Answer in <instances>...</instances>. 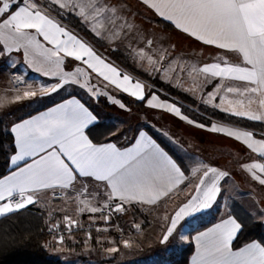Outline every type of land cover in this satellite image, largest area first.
<instances>
[{
  "label": "snow or ice",
  "instance_id": "snow-or-ice-1",
  "mask_svg": "<svg viewBox=\"0 0 264 264\" xmlns=\"http://www.w3.org/2000/svg\"><path fill=\"white\" fill-rule=\"evenodd\" d=\"M142 3L197 41L242 56V64H233L226 56H218L210 64L191 66L188 72L189 75L201 74L209 83L220 81L215 92L208 94L205 103L213 102L219 96L220 104L214 103V107L219 108L227 101L230 107H223L222 111L264 122V0H142ZM65 15L76 16L94 37L109 43L139 37L144 46L134 47L130 41V56L142 66L146 62L145 70L151 74L162 73L161 78H164L177 68L180 72L185 71L183 64L176 60H169L165 66L167 57L163 52L167 49L158 54L153 40L145 41L129 19L132 14L113 0H0V56L22 52L30 68L58 79L56 84L33 89L21 76H15V102L55 93L67 84L79 85L99 96L101 92L91 85L90 80L82 83L81 78L88 74L80 67L75 71L64 70L65 57L82 61L108 84L138 100L145 99L144 85L140 81L133 82L129 74L121 73L112 63L106 62L87 42L60 23L57 17ZM226 81L240 84H226ZM22 84L27 90L20 94L18 86ZM229 94L237 99H228ZM157 99L153 94L148 105L166 108L189 124L195 123L183 116L175 104L153 103ZM253 105H256L255 110ZM120 107L125 106L120 104ZM96 122L97 116L75 98L39 115L14 122L10 127L14 149L10 164L15 168L11 174L0 178V217L35 204L45 190L66 192L79 181H92L97 187L103 186L104 203L97 207L92 206L90 200L80 199L88 192L87 183H84L83 191L76 197L83 206L77 211L97 213L109 209V214L103 217L107 221L112 212L126 211L125 205L166 203L185 191L180 185L188 181L186 189L190 191L186 192L185 202L174 214L163 217L165 224L160 238L163 244L173 237L181 221L211 208L221 193L220 182L230 177L228 171L203 162L183 169V157L173 159L144 131H139L134 142L124 148L112 142L93 143L86 130ZM208 130L241 142L264 158V138L256 139L252 131L215 123ZM242 169L264 185V163L244 164ZM193 178H198V182L193 184ZM63 220L68 231L78 225V221L69 215ZM56 227L58 225H52L50 231ZM133 227L140 229L139 224ZM244 227V221L229 215L200 233L195 237L197 247L191 264H264V242L253 240L234 248V242ZM53 239L57 244H63L64 236H54ZM123 244L126 248L131 247L129 240ZM8 246V240L0 237V251ZM107 251L114 253L118 249L111 247Z\"/></svg>",
  "mask_w": 264,
  "mask_h": 264
},
{
  "label": "rangeland",
  "instance_id": "rangeland-1",
  "mask_svg": "<svg viewBox=\"0 0 264 264\" xmlns=\"http://www.w3.org/2000/svg\"><path fill=\"white\" fill-rule=\"evenodd\" d=\"M124 9H126L128 13L132 14L129 15V19L135 23L139 34L144 37V40H153V47L158 50V54L167 49V52H163V54L167 57V59L164 61L165 66L169 60H176L178 63L183 64L185 71L180 72L179 68H177L176 72H171L169 76L164 78H161L163 75L162 73L151 74L150 71H146L145 68L147 67V63L144 62L142 66L141 62L134 60L130 56V49L128 47L130 41L134 47H143L144 41L139 40V37L130 38V40L116 41L115 43H109L107 40H104L107 44L106 47L97 48L82 36L83 40L87 42L98 55L109 58L113 62L115 61L110 56L111 51L119 49L127 54L135 71L126 68L124 69L134 77L146 83L147 95L150 93L146 100L145 109H143L141 112L136 110L134 107L128 106L121 97L122 95L126 94L121 91H117L116 89L112 91V93L114 95L116 94L117 97L114 95L103 94L99 95L97 100L92 98L91 95H86V92H83L90 104L95 107L102 108L104 117L109 119L107 122L114 121L117 124L116 125L113 122L116 127L118 126V128H124L125 132H127V135H131L129 134V130H132L134 127H143L150 133L156 135L158 139L165 142V144L170 148V150H172L176 157H183V169H188L196 163L201 161L203 162V159H207L206 163L211 166L213 163L212 159L218 158V162L216 163H221V170H226L230 173V177L225 178V180L222 182V199L224 205L226 204L230 207L232 202H237L232 196H234L233 193L235 194L236 191L239 190V183L246 187V189L247 187H252L254 191H257V193L260 195H264V189L262 188L263 186L259 183L250 182L248 177L251 176V174L242 169V165L244 164H251L254 162L264 163V158H260L257 153H253L250 149H247V147L241 142L235 141L232 138L226 137L220 133L211 132L208 129L213 123H215L217 125H224L230 128L252 131L255 134L256 139L264 138V133L250 129H244L218 120H213L211 124H205L192 119L183 113L181 106L178 104V102H181L182 100L180 93L190 96L197 102V105L191 106V108H197L198 105H205L219 110H221L223 107H230L227 104V101L221 104L219 108L214 107V103L220 104L219 96H217L216 100L213 102H204L205 100L209 99V93L215 92L216 85L219 84L220 81L213 80L211 83H209L203 78L201 74L193 73L189 75L188 69L191 66H202L206 62L204 61V56H202L201 51L196 44L189 45L182 35L175 36L168 33L167 31H164L155 24L145 21L144 19L141 21L140 17L143 15V12H141L140 9H129L128 7ZM58 19L63 25L70 28L60 18ZM70 29L73 30L72 28ZM218 56L219 55L212 56L207 60L208 62H206V64L214 62ZM224 56L234 60V64L243 63L242 56L237 53H234V55ZM64 59V70L74 71L70 68V64L72 65L73 63L74 66L76 65L77 61L70 57H65ZM23 65L28 67L24 61L22 52H13L10 55L0 56V96L2 95L0 101L2 105L5 106V111H10L14 108V105H12L10 102L17 94V92L14 91L13 84V78L15 76H21L27 84L32 85L33 89H38L41 86L53 85L58 82L57 78L46 77L42 73H38L32 68H28L25 71ZM169 80L171 82H169ZM91 82L94 86L95 82H93V80H91ZM159 83L168 85L174 90V92H168ZM225 83L232 85L240 84V82L235 81H226ZM70 85L73 87L66 85L55 93L43 96L38 95L37 97L31 99H24L25 103H29L28 105L26 104L24 106V110L27 111L28 109L52 102L60 98L67 91L81 90L76 85ZM18 87L20 94H22L24 90H27L26 86L23 84L19 85ZM153 94L160 98L159 100H162L163 103L175 104L180 108L181 114L183 116L188 117V119L193 120L195 123L189 124L186 120L168 111L166 108L150 107L147 101L148 98ZM221 94H223V90H221ZM165 95H168L169 98H164L163 96ZM228 99L235 100L237 97L229 94ZM114 100L119 101V103H114ZM102 101L111 104L115 110L112 111L106 108V106L102 104ZM120 104H123L125 107L121 108ZM252 108L255 110L256 105H253ZM5 111L0 114V121L3 124L4 121H6L5 117H8V114ZM196 124L205 125V127H197ZM186 174L188 173L186 172ZM196 182H198V178H193L192 183L194 184ZM102 205L103 204L100 206ZM32 208L44 212L47 225L50 228L52 225L59 224L56 229L64 228L63 230H67L64 226V223H62L64 222L62 217L52 214L47 215L46 211L41 208ZM54 208L52 206L51 209L53 210ZM108 214V209H105L103 212L90 214L91 217L86 220H94L95 223L107 226L106 231H104V235H99V237H104L98 239L96 236L94 237V240L96 242L101 241L100 243H103L102 240L105 238L106 242H109L110 245H112L111 247H116L118 251L110 253L106 250L104 251V249L95 248L89 252L90 254H93L95 261L87 263L79 262L78 264H168L175 258L180 257L185 248L183 239H181L182 235L178 232L174 233L173 237H170L168 242L163 244L160 243V238L163 234V226L165 224L163 217L165 215H171L164 205L158 206L152 210L145 208L143 213L139 215L134 214L131 208H126V211L122 213H111L110 218L105 221L103 217ZM82 219L85 220V216H82ZM256 220L259 221L258 219ZM77 221L78 225L80 224V226L83 227V221L81 218H78ZM111 221L114 223H111ZM60 224L63 225V228L60 227ZM134 224H139L140 229L137 230L135 227H133ZM73 228L71 231H68L65 234L75 233L76 231H74ZM55 236L58 237L57 235ZM125 240L130 241L131 247H124L123 241ZM83 255H88V252L83 251ZM64 264H75L74 258H65Z\"/></svg>",
  "mask_w": 264,
  "mask_h": 264
},
{
  "label": "crops",
  "instance_id": "crops-1",
  "mask_svg": "<svg viewBox=\"0 0 264 264\" xmlns=\"http://www.w3.org/2000/svg\"><path fill=\"white\" fill-rule=\"evenodd\" d=\"M113 2L116 3L120 7H124V8L128 7L129 9H137V10L140 9L141 12H143V15L140 17L141 21H143V16L145 14H149L151 16L152 15L158 16L154 12V10L149 9L146 5H144L142 3V0H113ZM158 17H160V16H158ZM63 26L67 30L72 32L74 35H76L77 38L84 41L82 35H80L78 32L71 30L70 28H68L65 25H63ZM168 33H170V34H184L183 37L185 38L187 44H189V45L196 44L198 46L199 50L201 51L202 56H204V59H205L204 61H206V62H208L207 60L210 59L214 55H219V56L234 55V52H227L226 50L218 49L213 45H205L202 42L197 41L195 38L189 36L188 34L183 33L181 30L176 29L175 26H174V31H172V32L169 31ZM40 39L42 40V37ZM48 46L50 47V45H48ZM70 58H73V57H70ZM102 58H105V57H102ZM226 58L228 59V61L230 63L234 64V60H231L229 57H226ZM105 60H106V62L112 63L114 66H116L118 68V70L121 71V73L129 74L133 78V82L140 81L144 85V96L146 98V95H147L146 83H144L142 80L134 77L132 74L128 73L124 69V67H121L120 65L116 64L115 62H113L109 58H105ZM206 62H205V64H206ZM63 66H64V64H63ZM23 67H24L25 71L28 68H30L29 66L26 67L25 65H23ZM76 67H80L82 70H84L88 74V75L81 78L82 83L84 82V80H90V83L92 85L91 80H93V82H95L94 86L97 89H99V91L101 92L100 95H103V94L114 95L112 93V91H114L115 89L117 91L123 92L122 90L117 89L115 86L108 84V82L104 81L101 77H99L97 75V73H95L94 71L89 69L87 67V65H84L82 63V61H77L76 65H74V66H73V63H72V65L70 64V68L72 70L75 71ZM214 81H216V80H214ZM68 85L70 87H73L70 84H67V86ZM73 85H76V84H73ZM105 85H107V87H105ZM76 86H78L81 90H79V91H67L60 98H58L52 102L46 103L44 105H40V106L34 107L32 109H28L27 111L24 110V106L26 104L28 105L29 103H25V100H21L19 102H15L14 99L11 100L10 103L12 105H14V108L10 111H5L4 110L5 106L2 105V103L0 101V114L4 111L7 112V114H8V117H5L6 121H4L5 129L10 132V127L12 126V124L14 122H19L22 119H28V118H31L32 116L39 115L40 113L45 112V111L49 110L50 108L55 107L56 105H58L60 103H64L67 100H70L73 98L78 99L94 115L97 116V122L96 123H98L100 121H109V119H107V117H104V114L102 112L103 109L91 105L89 100L83 94V92H86V95H91V97L94 98L95 100L98 99V96H94L92 93H89L85 88H82L79 85H76ZM123 93L126 95H129L132 98L137 99L136 97L130 95L129 93H125V92H123ZM114 96L117 97L116 94ZM151 96L148 98V100L151 99ZM1 97H2V95L0 96V98ZM159 99L160 98H158L156 101H153V103H157V104L163 103L162 100H159ZM26 102H29V101H26ZM129 131H130L129 134H131V135H127V132H125L124 128H118V126H117V129L114 132V135L112 134L110 136V140H106V141H102V142H95L90 138V136H89V138L93 141V143L112 142V143H116L118 147L124 148V147L130 146L131 143L134 142V139L138 136L139 131H144L149 136H151L161 146V148H163L166 152H168L154 138L152 133H150L149 131H147L143 127H137V128L134 127L132 130H129ZM86 134H88L87 130H86ZM168 154L171 155L173 157V159L177 158L176 155L174 157L169 152H168ZM217 159L218 158L212 159L213 163L211 166H217L218 168L222 169V167L220 165L221 163H218V164L216 163V162H218ZM203 160H204L203 163L207 162V159H203ZM29 162H31V161H29ZM177 162L180 163L179 161H177ZM22 163L23 162H21V164ZM181 166L183 168V165H181ZM10 168H11V171L9 173H7L6 175L0 177V178H4L5 176L11 174V172L14 170L15 166L10 164ZM186 175H188V174H186ZM248 178L250 179V182L258 183V181L252 179L251 176H249ZM222 182H223V180L220 182L221 189H222ZM84 183H87L88 192L85 195L80 196V199L90 200L92 206L99 207L101 204H103L104 203V197H103L104 188L102 185L100 187H97L95 182L79 181V182L75 183L72 188L66 190V192H61V190H59V189L45 190V192L41 193L39 199L37 200V202L35 204L28 205L26 207V208H28V207L41 208L44 211H46L47 215H51V214L56 215L58 217H62V219L65 215H69V216H72L73 219L77 220L78 218H81V220L83 221L84 219H82V216H85V220L82 222L83 223L82 225L84 227H86V230L83 228V229H79L80 231H76L75 233H72V234H65L64 233L63 244H57L55 242V240L53 239V237L55 235L46 241V249L48 250L49 254L51 256L60 258L63 261V263H64V259L68 258V257L74 258L75 264H78L79 262L87 263V262L95 261L93 254L89 253V252H91L92 249L101 248V249H104V251L105 250L107 251V249L112 246V245H110L109 242H106L105 238L102 240L103 243H100L101 241L96 242L94 240V237H96V236L98 237V239H101L104 237V236L99 237V235H104V231H106L107 226L99 224V223H95L94 220H89V221L86 220V219H89V217H91L90 214H93V213H90L88 211L80 213L77 211L78 207L83 206V205H80L79 200H77L76 197L81 191H83L82 185ZM187 184H188V181H185V184H181L180 188L185 189V191H181L178 195L173 196V198L171 200H168L166 203L162 201L158 205L133 204V205H125V208H129V209L131 208L132 211L134 212V214L139 215V214L143 213V210H145V208L152 210L158 206L164 205L165 208H167L169 213L172 215V214H174V211L177 210L178 207L183 202H185V200H186V192L190 191V189H186ZM262 186H263L262 188L264 189V185H262ZM238 188H239V190H237L235 194L233 193L234 196H232V197L245 210H247L251 215H253L254 218L258 219L259 221H261L264 224V216H262V213H264V195H262V194L260 195L259 193H257V191H254L252 187L251 188L247 187V189H246V187H244L241 183H239ZM53 192L64 193V197L61 199H56V198H54ZM222 198H223V196H222V190H221V193L218 195L216 201L213 203V206L211 208L206 209V210H202L201 212L195 213L192 216L185 218V220L181 221L180 225H178L176 232L181 234L182 237H184V236L187 237L186 240L183 239L184 246L186 247L192 243L193 247H194V250L189 257L188 264H191V258L193 255H195V252H196L197 245H196L195 237L198 236L200 233L205 232L208 229L214 227L216 224L220 223L222 220L227 219L229 215H232L231 211H230V207L226 204L224 205ZM52 206H53V208L55 207L53 209L54 211L51 209ZM108 211H109V209H108ZM97 213H99V212H97ZM62 223H64V222H62ZM111 223H114V222L111 221ZM61 225L62 224H60V227L63 228V225L62 226ZM79 226H80V224H79ZM90 238H92V239H90ZM249 242H251V241H249ZM246 243H248V242H246ZM244 244H242V245H244ZM234 248H236V247H234ZM83 251H85V252L87 251L88 255H83Z\"/></svg>",
  "mask_w": 264,
  "mask_h": 264
},
{
  "label": "trees",
  "instance_id": "trees-1",
  "mask_svg": "<svg viewBox=\"0 0 264 264\" xmlns=\"http://www.w3.org/2000/svg\"><path fill=\"white\" fill-rule=\"evenodd\" d=\"M53 14L55 15V13ZM60 19L97 48L106 47V42L94 37L76 16L65 15ZM143 19L149 23L155 24L164 31H174V26L171 23L156 15L151 16L145 14ZM173 35L184 36V34ZM110 56L120 66L129 70H134L129 57L121 50L117 49L111 51ZM160 85L168 92H174L168 85H163L162 83ZM149 95L150 93L146 95L144 100L132 99L126 95H122L121 97L128 106L134 107L141 112L145 109L146 100ZM163 97L169 98L168 95ZM180 97L182 100L178 102V104L181 106L182 112L192 119L205 124H211L213 120H218L244 129L264 133V122L251 121L243 117H237L205 105H198L197 108H191V106L197 105V102L190 96L182 93H180ZM102 102L109 110H115L111 104L105 101ZM116 129L117 127L113 122L100 121L91 126L90 129L87 130V133L93 141L102 142L110 140V136ZM152 135L175 157V154L164 141L158 139L156 135ZM13 151V134L7 131L4 124L0 121V177L11 171L10 156ZM230 211L233 216L245 222L244 230L239 234L238 240L234 242V247H240L242 244L253 240L264 242V225L262 222L254 219V217L237 202H232ZM45 218L44 212L32 207L8 214L6 217H0V237L6 238L9 242L8 248L0 251V264H64L60 258L51 256L46 249V241L54 236L55 232L54 230L50 231L51 228L47 225ZM193 250L194 247L191 243L184 248L180 257L175 258L168 264H188L189 257Z\"/></svg>",
  "mask_w": 264,
  "mask_h": 264
},
{
  "label": "built area",
  "instance_id": "built-area-1",
  "mask_svg": "<svg viewBox=\"0 0 264 264\" xmlns=\"http://www.w3.org/2000/svg\"><path fill=\"white\" fill-rule=\"evenodd\" d=\"M64 197V193H61V192H57V193H55V196H54V198H56V199H61V198H63ZM110 211V210H109ZM85 229L86 230V227H80L79 225H77V226H75L74 228H73V230L74 231H77V230H79V229ZM52 230H54V232H55V235H57V236H60V235H64V233H66V232H68V230H63V229H52Z\"/></svg>",
  "mask_w": 264,
  "mask_h": 264
}]
</instances>
